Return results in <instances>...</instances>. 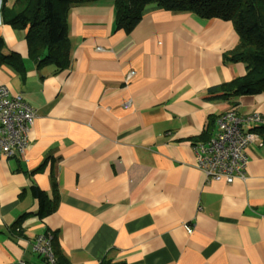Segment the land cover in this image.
<instances>
[{"label": "crops", "instance_id": "obj_1", "mask_svg": "<svg viewBox=\"0 0 264 264\" xmlns=\"http://www.w3.org/2000/svg\"><path fill=\"white\" fill-rule=\"evenodd\" d=\"M65 22L70 62L56 69L0 19L3 52L19 56L0 61V85L36 113L24 152L0 156V264H45L33 243L46 233L64 264H264L260 134L230 183L207 179L192 149L230 106L208 89L245 73L224 60L231 22L150 5L125 32L112 0L74 4ZM233 99L238 115H264V91ZM32 184L55 193L49 214L36 215Z\"/></svg>", "mask_w": 264, "mask_h": 264}, {"label": "trees", "instance_id": "obj_2", "mask_svg": "<svg viewBox=\"0 0 264 264\" xmlns=\"http://www.w3.org/2000/svg\"><path fill=\"white\" fill-rule=\"evenodd\" d=\"M94 1L99 0H0V19L24 31L28 52L33 59L39 63H52L56 69H62L70 62V42L65 22L69 7ZM112 3L115 29H123L125 32L133 29L150 5L173 13L188 12L202 19L220 18L230 21L237 41L224 53V60L243 63L245 73L213 86L208 91L215 98L228 100L233 110L237 106L234 97L264 91V0H112ZM3 47L4 41L0 37V61L19 62L17 53L5 54ZM219 115L209 117L204 132L214 127ZM255 124L258 126L250 130L260 134L264 142V115L262 121ZM206 136L207 133L199 138L205 140L203 138ZM208 137L209 134L206 139ZM29 191L38 200V217L53 211L56 205L55 193L49 198L34 184L30 185ZM18 221L20 219L13 223L10 231L20 234ZM50 244L56 263L64 264L57 256L52 240Z\"/></svg>", "mask_w": 264, "mask_h": 264}, {"label": "built area", "instance_id": "obj_3", "mask_svg": "<svg viewBox=\"0 0 264 264\" xmlns=\"http://www.w3.org/2000/svg\"><path fill=\"white\" fill-rule=\"evenodd\" d=\"M35 116V109L19 94L0 85V156L7 158L14 152H24L29 144L27 131ZM262 117L254 111L238 115L229 106L218 116L214 135L192 145L195 166L207 179H223L230 183L236 177H243L247 165L245 148L259 139L254 131L243 129V124L258 123ZM186 229L190 231L191 227L186 226ZM51 240L49 233L34 239L33 249L43 256L45 264H57ZM18 263L29 264L22 260Z\"/></svg>", "mask_w": 264, "mask_h": 264}]
</instances>
